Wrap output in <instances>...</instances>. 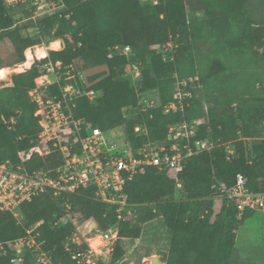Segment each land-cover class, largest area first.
Segmentation results:
<instances>
[{
    "label": "trees",
    "instance_id": "16d2710c",
    "mask_svg": "<svg viewBox=\"0 0 264 264\" xmlns=\"http://www.w3.org/2000/svg\"><path fill=\"white\" fill-rule=\"evenodd\" d=\"M48 1L63 7L44 18L37 28L38 36L32 37L20 33L14 26L10 7L0 0V46L5 40L11 44L8 56L0 53V68L24 62V52L30 46L41 45L52 37L69 35L70 38L64 39L65 50L48 56L50 52L60 51L51 50L28 69L12 72L11 85L0 88V161L21 162L18 151H27L38 141L40 125L34 114L37 102L29 91L35 87V79L43 74L41 64L50 62L56 70V79L42 90L44 95L62 100V88L67 83L80 84L78 79L66 75L73 59L94 49H101L104 54L105 73L85 88L81 84L79 87L95 91V97L81 95L63 103L65 112L82 120L80 136L85 137L90 128L99 127L104 132H124L133 149L147 142L169 145L170 126L191 125L196 120L194 134L177 141L182 148L188 144L194 153L182 161L177 179L166 168L152 165L133 174L123 186L126 204L121 210L118 204L97 198L95 186L90 185L64 193L58 199L46 194L22 202L18 209L21 223L11 212L0 211V243L24 235L27 228L41 221L39 244L49 255L51 264H76L65 249L73 223L60 221L65 201L71 206L69 214L75 216L78 224L91 221L93 231L98 232L116 226L118 238L111 254L113 262L122 253L120 238H138L142 223L161 217L171 232L168 256L162 260L165 264H232L233 230L251 217L253 211H245L238 218L235 206L223 200L218 214L213 215L214 198L220 194L219 184L232 185L238 173L246 178L250 189L264 191V139L253 138L261 134L262 126L250 125L254 121L264 124V105L257 107L250 118L245 114L237 119L230 114L215 120L218 115L213 114L214 119H210L194 96L200 90L193 84L197 80L195 74L202 73L195 64L203 66L207 52L222 66L225 62L230 64V58L236 59V67L243 70L253 62L252 52L264 44V22L254 24L248 0ZM187 7L191 12H204L205 17L188 21ZM124 46H129L130 55L121 51ZM134 64L138 74L132 86L121 72L126 65ZM227 70L225 66L223 71ZM204 75L206 81L218 74L207 68ZM177 79L189 80L184 89L190 96L183 97L182 107L166 111ZM208 85L214 86L215 81L205 82V88ZM260 89L264 91V81ZM152 91L159 93L154 98L157 103L150 104L151 99L142 101L141 95ZM136 126L138 131L134 130ZM198 140H207L213 147L197 151ZM227 144L234 148L228 158ZM79 149L80 144L76 143L72 151ZM186 151L184 148L183 152ZM62 162L60 151L53 150L42 156L35 153L22 164L32 171L53 168ZM177 183L184 192V198L179 200L175 199ZM13 255L9 248L0 249V264H14L10 262ZM23 257L24 264H38L35 253L29 250L24 251ZM98 264H105L104 260Z\"/></svg>",
    "mask_w": 264,
    "mask_h": 264
},
{
    "label": "built area",
    "instance_id": "2783aa9c",
    "mask_svg": "<svg viewBox=\"0 0 264 264\" xmlns=\"http://www.w3.org/2000/svg\"><path fill=\"white\" fill-rule=\"evenodd\" d=\"M6 1L17 3L22 0ZM148 1L157 3V0ZM129 49V46H124L121 51L127 53ZM50 67L53 68L51 64ZM131 68L136 78L137 65L134 64ZM48 76L49 73L41 74L38 78H44V83L37 85L36 78L35 87L29 91L32 99L37 102L34 113L38 116L40 125L37 143L27 151H18L21 162L14 164L9 160L0 161V211L11 212L19 223L22 222V218L18 209L22 202L46 194L58 199L64 193H72L90 185L95 186L94 193L97 198L107 203L118 204V210H121L126 204L123 186L133 174L143 172L145 166L152 165L166 168L176 178L182 170L184 158L194 153L188 144H184L182 148L177 141L181 138L188 139L194 134L195 126L198 124L196 120H193L191 125L183 123L176 127L170 126L167 134L169 145L147 142L138 149H133L124 132L120 130L104 132L99 127L90 128L88 134L81 137L82 120L74 119L65 112L63 103L81 95L93 99L95 91H85L75 84L67 83L62 88V100H53L46 97L42 91L50 82ZM188 81L177 79L172 100L165 106L166 111L182 107L183 97L190 96V92L184 89ZM134 130L138 131L139 126ZM76 143L80 144V149L73 152L72 148ZM195 143L198 146L197 151H208L213 147L207 140H198ZM184 148L187 149L186 152H183ZM53 150L60 151L63 158V162L53 168L28 171L22 164L35 153L42 156ZM226 151L228 158L234 153V148L227 144ZM177 185L180 186V183ZM218 189L222 199L235 206L238 218L245 211L264 212V191L250 189L241 173L236 174L232 185L227 187L219 184ZM63 206L64 214L60 221L73 223L65 249L70 252L75 263L98 264L100 260L110 256L118 238L116 226L102 232L92 229L85 231L82 228L85 223L73 222L69 214L70 204L64 201ZM40 224L41 221H38L27 228L24 235L0 243V249L5 251V248H9L14 251L10 258L11 263L24 264L23 253L29 250L35 253L36 263L51 264L47 252L40 248L38 229Z\"/></svg>",
    "mask_w": 264,
    "mask_h": 264
},
{
    "label": "rangeland",
    "instance_id": "374dc122",
    "mask_svg": "<svg viewBox=\"0 0 264 264\" xmlns=\"http://www.w3.org/2000/svg\"><path fill=\"white\" fill-rule=\"evenodd\" d=\"M146 0H140L143 3ZM5 4L10 7L11 14L14 18V26L19 29L22 35H29L37 37L38 27L42 20L53 13L59 12L63 5L58 2L48 0H22L15 2H8L4 0ZM248 9L250 18L254 21V24L260 25L264 22V0H248ZM187 19L192 22L197 19H203L205 13L202 11L191 12L189 8H186ZM55 27V26H54ZM57 38L60 41L59 49H46V54L53 50H60L56 52H50L48 56L52 54L60 53L65 50L64 39H69V35L65 37ZM56 39L52 37L41 43V45H33L25 50V61L8 68L7 76L4 79H0V88L11 85L10 74L12 72H21L28 69L36 59H41L36 56L37 48H45L52 40ZM42 46V47H41ZM168 48L171 46L168 44ZM64 47V48H63ZM63 48V49H62ZM62 49V50H61ZM11 51V44L8 40L1 43L0 53L3 57L9 55ZM130 49L127 53L130 55ZM192 51H194L192 49ZM254 60L252 63L246 64L243 70H239L236 65V59L230 58L228 60L230 64L225 62L222 66L220 62L214 61L211 55L206 52L203 58V66L199 67L197 62L195 68L202 72L201 75L196 73L197 80L193 81L200 90L194 94L199 100L200 109L205 112L208 117L213 118L211 115L217 114V118L226 117L227 115H235L237 119H241V115H245L250 118V114L259 106L264 105V91L260 89L261 84L264 81V44L256 48V52H252ZM221 55H219L221 60ZM225 57V56H223ZM197 58V57H196ZM206 59V60H205ZM198 60V59H197ZM105 57L101 49H94L85 54L77 56L73 59L72 64L69 66V70L66 75L72 79H78L79 83L85 88L92 81L96 80L105 73L104 70ZM50 62L47 64H41V72L49 73L48 80L52 82L56 79L55 68L50 67ZM56 65H60L57 61ZM228 66L227 71H223V68ZM234 66V67H232ZM240 66V65H239ZM207 68L216 72V78L205 81V72ZM242 68V67H241ZM133 69L130 65H126L121 72V76L126 79L131 85H134ZM38 78V77H37ZM214 80L215 85L205 88V82ZM263 80V81H262ZM44 78L37 80V85L44 83ZM49 82V83H50ZM203 89H205L203 93ZM195 90V89H194ZM158 92L152 91L141 95L142 101L151 99V104H156L158 98ZM263 100V101H262ZM263 103V104H262ZM223 111L226 112L222 114ZM248 115V116H247ZM199 119V118H198ZM214 119V118H213ZM200 120V119H199ZM203 122L204 120L201 119ZM251 126H262V132L259 135H254V139H264V124L251 122ZM212 130V129H211ZM122 132V131H121ZM180 182L179 180H177ZM181 183V182H180ZM184 192L181 186H176L175 199H183ZM223 203L222 196L217 195L214 198L213 215L218 214L221 205ZM73 217V216H72ZM211 222L214 221L212 216ZM73 222L77 223L75 216ZM85 231L94 229V224L91 221L85 223L82 226ZM141 235L138 238H120V246L122 253L113 262L111 256L105 257V264H149L153 257H157L160 261L165 260L168 256L169 243L171 232L165 226L161 217H157L148 222L141 224ZM234 232V248H233V260L232 264H264V212L255 211L253 215L246 219L242 224L235 227ZM165 264V261H162Z\"/></svg>",
    "mask_w": 264,
    "mask_h": 264
},
{
    "label": "bare ground",
    "instance_id": "6f19581e",
    "mask_svg": "<svg viewBox=\"0 0 264 264\" xmlns=\"http://www.w3.org/2000/svg\"><path fill=\"white\" fill-rule=\"evenodd\" d=\"M47 48L59 49L60 48V41L56 38V39L52 40L51 42H49V44L45 48H37L36 47V49H35V51H37V52H35L36 56L38 58L46 57L47 56V54H46ZM7 73H8V68L7 67H1L0 68V74H2V75H0V79L1 80L4 79L7 76L6 75Z\"/></svg>",
    "mask_w": 264,
    "mask_h": 264
},
{
    "label": "water",
    "instance_id": "95a60500",
    "mask_svg": "<svg viewBox=\"0 0 264 264\" xmlns=\"http://www.w3.org/2000/svg\"><path fill=\"white\" fill-rule=\"evenodd\" d=\"M151 264H164V263L160 261L157 257H153Z\"/></svg>",
    "mask_w": 264,
    "mask_h": 264
},
{
    "label": "crops",
    "instance_id": "0c3cea01",
    "mask_svg": "<svg viewBox=\"0 0 264 264\" xmlns=\"http://www.w3.org/2000/svg\"><path fill=\"white\" fill-rule=\"evenodd\" d=\"M42 47V46H41ZM149 264H151V262L149 261Z\"/></svg>",
    "mask_w": 264,
    "mask_h": 264
},
{
    "label": "clouds",
    "instance_id": "9594fccd",
    "mask_svg": "<svg viewBox=\"0 0 264 264\" xmlns=\"http://www.w3.org/2000/svg\"><path fill=\"white\" fill-rule=\"evenodd\" d=\"M0 75H2V74H0Z\"/></svg>",
    "mask_w": 264,
    "mask_h": 264
}]
</instances>
